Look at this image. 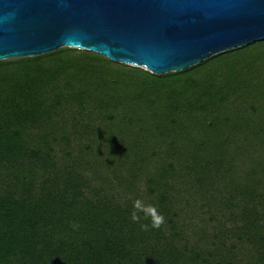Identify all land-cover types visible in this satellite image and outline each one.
<instances>
[{
	"label": "trees",
	"instance_id": "trees-1",
	"mask_svg": "<svg viewBox=\"0 0 264 264\" xmlns=\"http://www.w3.org/2000/svg\"><path fill=\"white\" fill-rule=\"evenodd\" d=\"M263 44L159 75L163 110L109 92L157 74L93 51L0 61V264H264V104L199 79Z\"/></svg>",
	"mask_w": 264,
	"mask_h": 264
},
{
	"label": "water",
	"instance_id": "water-1",
	"mask_svg": "<svg viewBox=\"0 0 264 264\" xmlns=\"http://www.w3.org/2000/svg\"><path fill=\"white\" fill-rule=\"evenodd\" d=\"M264 40V0H0V61L69 46L164 74Z\"/></svg>",
	"mask_w": 264,
	"mask_h": 264
},
{
	"label": "rangeland",
	"instance_id": "rangeland-1",
	"mask_svg": "<svg viewBox=\"0 0 264 264\" xmlns=\"http://www.w3.org/2000/svg\"><path fill=\"white\" fill-rule=\"evenodd\" d=\"M78 49L84 50L81 48ZM122 64L142 68L143 70L151 72L149 69L133 64ZM210 70L212 71L209 75H202L199 78L202 82H212L211 80L219 82L224 92H251L252 94L253 92H257L258 95L254 98L255 104L249 102L254 107L264 104V44L251 47L241 52V54L236 55V57L230 56L226 59L217 60L210 65ZM159 75L162 74L146 77L142 82L143 85L140 91H137L138 86H136V81L122 78L119 83L113 84L109 92H123V94L127 92L128 96H131L132 92H143L142 101H144L146 108L163 110L162 101L160 99L157 100L158 98L150 92H174V77H168L164 80L161 79ZM157 83L162 87H156L155 84ZM164 84H166V86L169 84L170 89L163 87ZM229 89H232V91H229ZM238 94L239 93H236V95ZM150 99H155L157 103L154 105V102ZM148 112L150 113V111Z\"/></svg>",
	"mask_w": 264,
	"mask_h": 264
},
{
	"label": "clouds",
	"instance_id": "clouds-1",
	"mask_svg": "<svg viewBox=\"0 0 264 264\" xmlns=\"http://www.w3.org/2000/svg\"><path fill=\"white\" fill-rule=\"evenodd\" d=\"M134 211L132 212L131 219L134 222H139V213L143 212L145 217L151 218V226L153 228H159L164 223V217L157 210V207L152 204H145L141 199H136L133 203ZM74 229H78V224H73ZM141 230L148 231L149 226L147 224H141Z\"/></svg>",
	"mask_w": 264,
	"mask_h": 264
}]
</instances>
